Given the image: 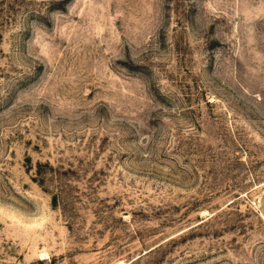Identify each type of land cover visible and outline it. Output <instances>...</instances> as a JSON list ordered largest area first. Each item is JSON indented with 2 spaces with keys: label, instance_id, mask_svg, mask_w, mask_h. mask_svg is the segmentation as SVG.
Segmentation results:
<instances>
[{
  "label": "rangeland",
  "instance_id": "1",
  "mask_svg": "<svg viewBox=\"0 0 264 264\" xmlns=\"http://www.w3.org/2000/svg\"><path fill=\"white\" fill-rule=\"evenodd\" d=\"M0 264H264V0H0Z\"/></svg>",
  "mask_w": 264,
  "mask_h": 264
},
{
  "label": "trees",
  "instance_id": "2",
  "mask_svg": "<svg viewBox=\"0 0 264 264\" xmlns=\"http://www.w3.org/2000/svg\"><path fill=\"white\" fill-rule=\"evenodd\" d=\"M54 200L57 201L58 200V197H54Z\"/></svg>",
  "mask_w": 264,
  "mask_h": 264
}]
</instances>
